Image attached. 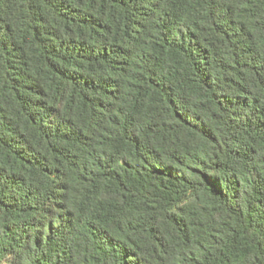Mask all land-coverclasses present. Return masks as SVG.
I'll list each match as a JSON object with an SVG mask.
<instances>
[{
  "label": "trees",
  "instance_id": "1",
  "mask_svg": "<svg viewBox=\"0 0 264 264\" xmlns=\"http://www.w3.org/2000/svg\"><path fill=\"white\" fill-rule=\"evenodd\" d=\"M0 264H264V0H0Z\"/></svg>",
  "mask_w": 264,
  "mask_h": 264
}]
</instances>
